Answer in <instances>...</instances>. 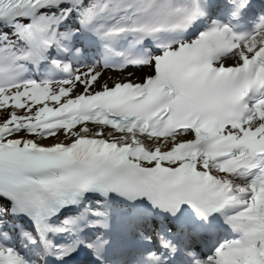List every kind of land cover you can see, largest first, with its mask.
<instances>
[{
    "label": "snow or ice",
    "instance_id": "6c2138e0",
    "mask_svg": "<svg viewBox=\"0 0 264 264\" xmlns=\"http://www.w3.org/2000/svg\"><path fill=\"white\" fill-rule=\"evenodd\" d=\"M0 264H264V0H0Z\"/></svg>",
    "mask_w": 264,
    "mask_h": 264
}]
</instances>
